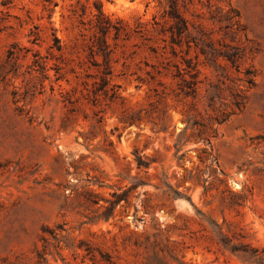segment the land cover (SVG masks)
I'll use <instances>...</instances> for the list:
<instances>
[{
  "label": "rangeland",
  "instance_id": "rangeland-1",
  "mask_svg": "<svg viewBox=\"0 0 264 264\" xmlns=\"http://www.w3.org/2000/svg\"><path fill=\"white\" fill-rule=\"evenodd\" d=\"M182 1L199 48L236 46L239 68L192 48L199 84L184 97L177 47L120 38L116 97L95 101L78 17L92 0H0V264H255L229 247L264 250V0ZM101 2L127 30L165 3Z\"/></svg>",
  "mask_w": 264,
  "mask_h": 264
},
{
  "label": "trees",
  "instance_id": "trees-1",
  "mask_svg": "<svg viewBox=\"0 0 264 264\" xmlns=\"http://www.w3.org/2000/svg\"><path fill=\"white\" fill-rule=\"evenodd\" d=\"M41 1L45 7L57 5L56 0ZM164 1L163 10L158 17L156 15L152 16L149 22H142L138 19L135 22L134 28L130 30L124 28L121 20L112 21L109 16L104 14L101 0H92L93 11L91 10V18L87 21H85L83 17L86 9L82 6L81 13L78 15L79 23L82 25L81 36L85 37L87 35L86 33H88V43L86 44L88 50L87 58L91 60L93 65L99 70L98 80H95L91 84L90 90L87 89V96L92 95L95 101L98 100V97L101 95L110 100L116 97V86L110 85L112 76L110 61L113 49L117 45L116 42L120 38L123 40H129L134 36L144 40H152L154 37H159L164 43L162 49L166 50L169 47L173 56L178 55L176 50L177 47L179 53H181V60L172 65L175 68L173 78L178 80L177 86L179 92L184 95V97L196 98L199 84L197 62L193 63L192 59L189 58V53L192 48L198 50L194 58H198L199 52L206 58L210 54L214 61H216L218 57H222L232 67H235L236 69L239 68V61L241 60L242 55L238 47L231 46L226 51L222 53L218 52L216 54L206 51L203 47L199 48V29L194 27V24L184 17L182 10L186 11L187 9L184 1L181 3V0ZM234 16H237V13ZM35 29L37 28L35 27ZM192 29H197L195 30L196 35L193 33ZM31 33L33 34V32ZM34 36L32 44H37V33H34ZM108 36H111L114 41L112 46L107 41ZM53 41L54 46H51L50 48L52 49L55 47L57 51H61L59 40L55 35H53ZM183 45L185 47L184 50L182 49ZM149 48L152 52L157 53L155 48L151 46ZM8 56H12L11 50L8 51ZM32 57L33 60L31 66L34 70L44 73L45 65L39 52H32ZM96 58H100L101 61L98 62ZM167 63L169 64L170 61ZM157 74L160 75L161 71H157ZM131 122H134V119H131ZM149 165V161L141 156H136V166L138 169L142 167L149 168ZM122 199V196L116 195V199L113 203ZM224 246H228V244L224 243ZM229 248L233 253L241 254L252 260L255 264H264V250L259 251L258 249H249L247 246L242 247L243 249H237L239 247L235 245H232ZM37 258L39 260L37 264L44 262V253H37Z\"/></svg>",
  "mask_w": 264,
  "mask_h": 264
}]
</instances>
